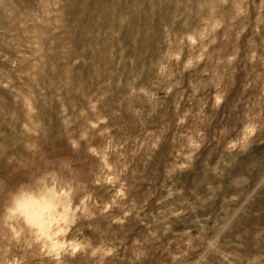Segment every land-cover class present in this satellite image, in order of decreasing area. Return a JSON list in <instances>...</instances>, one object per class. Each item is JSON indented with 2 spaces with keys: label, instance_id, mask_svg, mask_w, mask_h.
Wrapping results in <instances>:
<instances>
[{
  "label": "rangeland",
  "instance_id": "rangeland-1",
  "mask_svg": "<svg viewBox=\"0 0 264 264\" xmlns=\"http://www.w3.org/2000/svg\"><path fill=\"white\" fill-rule=\"evenodd\" d=\"M0 264H264V0H0Z\"/></svg>",
  "mask_w": 264,
  "mask_h": 264
}]
</instances>
